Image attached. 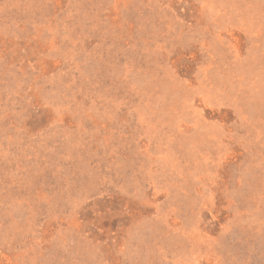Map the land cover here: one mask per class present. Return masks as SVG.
<instances>
[{"label": "rangeland", "instance_id": "1", "mask_svg": "<svg viewBox=\"0 0 264 264\" xmlns=\"http://www.w3.org/2000/svg\"><path fill=\"white\" fill-rule=\"evenodd\" d=\"M0 264H264V0H0Z\"/></svg>", "mask_w": 264, "mask_h": 264}]
</instances>
